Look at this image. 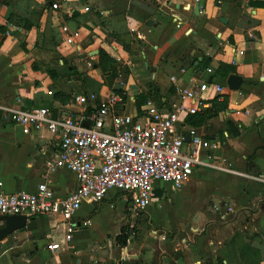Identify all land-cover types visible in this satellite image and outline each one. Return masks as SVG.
I'll return each mask as SVG.
<instances>
[{
  "label": "crops",
  "instance_id": "0c3cea01",
  "mask_svg": "<svg viewBox=\"0 0 264 264\" xmlns=\"http://www.w3.org/2000/svg\"><path fill=\"white\" fill-rule=\"evenodd\" d=\"M249 1L264 0H0V191L34 192L45 161L60 150L56 135L22 133L2 107H45L87 123L93 103L76 96L93 92L98 103L113 92L121 96L119 113L143 119L146 100L163 112L195 105L181 92L203 81L204 109L215 98L226 108L201 125L181 113L176 132L185 137L194 128L216 142V157L264 179V7ZM63 25L79 32L75 43L65 41ZM230 74L244 79L237 90L227 86ZM51 176L57 199L77 187L66 168ZM168 188L178 191L158 184L156 196ZM178 194L194 206L168 222L147 208L134 216L114 190L85 201L69 244L61 242L58 215L27 217L0 241V264H264V181L195 167ZM107 202L125 208L110 228L88 230ZM127 215L148 221L125 225ZM125 226L133 233L121 245L115 237ZM50 241L60 248L48 250Z\"/></svg>",
  "mask_w": 264,
  "mask_h": 264
},
{
  "label": "built area",
  "instance_id": "2783aa9c",
  "mask_svg": "<svg viewBox=\"0 0 264 264\" xmlns=\"http://www.w3.org/2000/svg\"><path fill=\"white\" fill-rule=\"evenodd\" d=\"M51 6L56 9L58 3ZM62 31L68 44L75 43L79 35L77 30L63 25ZM207 86L203 81L197 90H182V99L195 101V105L187 108L180 104L163 112L152 101L146 100L143 119L119 113L121 96L117 93H110L98 103L94 102L96 93L81 94L75 98L78 103H93L92 111L84 118L87 126L82 119L56 117L45 107H2L7 118L19 126L22 133L46 128L56 135L60 150L45 161L41 181L34 192L0 191V216L58 215L64 229L61 242L69 244L72 234L80 227L76 213L82 203L100 202L111 190L121 194L123 203L136 216L157 197L158 184H169L175 191L180 190L195 167L264 181L261 175L235 169L226 158L216 157V142L203 139L194 128L188 130L187 144L184 136L176 132L181 113L194 114L208 106L200 97V92L206 91ZM215 91L220 93L221 85H216ZM58 168L70 170L77 179V187L62 199L55 197L50 186L51 175ZM87 223L83 221L81 225ZM46 248L55 251L60 248V243L50 241Z\"/></svg>",
  "mask_w": 264,
  "mask_h": 264
},
{
  "label": "rangeland",
  "instance_id": "374dc122",
  "mask_svg": "<svg viewBox=\"0 0 264 264\" xmlns=\"http://www.w3.org/2000/svg\"><path fill=\"white\" fill-rule=\"evenodd\" d=\"M168 185V184H165ZM169 187V186H168ZM180 190L177 192H174L171 188H168L164 195L161 197L162 199H159L160 197L154 198L152 204L147 208V210H155L158 213V217L161 221L168 222V219L170 216L172 217H178L181 218L182 216H186L188 211L193 208L194 205H192V201L188 202V199L183 200L181 198V194H178ZM199 190L197 196L199 197ZM197 197V202L200 201V199ZM194 202L196 203V198L193 197ZM160 200V202H159ZM158 202L161 204V206H158ZM115 204V207H114ZM197 204V203H196ZM195 207H198L196 205ZM124 205L121 202L116 203H106L102 204V208L98 215L93 217L89 221L88 230L92 228H110L111 221L113 220V216L115 214L121 213L122 209H124ZM167 209V211H166ZM168 209L171 210L169 213ZM232 215H229V218H231ZM148 219L146 217H141L140 219L131 218L129 215H127L125 220V225H135V227H142V224H146Z\"/></svg>",
  "mask_w": 264,
  "mask_h": 264
},
{
  "label": "water",
  "instance_id": "95a60500",
  "mask_svg": "<svg viewBox=\"0 0 264 264\" xmlns=\"http://www.w3.org/2000/svg\"><path fill=\"white\" fill-rule=\"evenodd\" d=\"M244 79L236 74H230L227 77V86L231 90H237ZM84 125H88L84 122ZM185 141L189 139L184 137ZM28 218L25 215H2L0 216V241L12 234L13 232L26 226Z\"/></svg>",
  "mask_w": 264,
  "mask_h": 264
},
{
  "label": "trees",
  "instance_id": "16d2710c",
  "mask_svg": "<svg viewBox=\"0 0 264 264\" xmlns=\"http://www.w3.org/2000/svg\"><path fill=\"white\" fill-rule=\"evenodd\" d=\"M249 4L251 6H263L264 7V1H249ZM2 28L0 27V31ZM226 108L225 103H221L217 101L215 98L212 102V105L208 109H203L200 111V113H195L193 115H189L187 122H190L193 125H201L205 122L206 119L214 117L218 114V112L224 110ZM159 192L156 191V194ZM133 233V228H130L129 226L122 227L120 234H118L115 239L121 244L124 245L127 237Z\"/></svg>",
  "mask_w": 264,
  "mask_h": 264
}]
</instances>
